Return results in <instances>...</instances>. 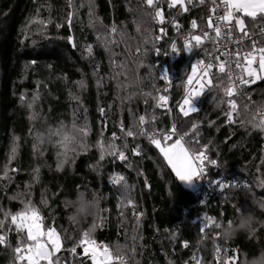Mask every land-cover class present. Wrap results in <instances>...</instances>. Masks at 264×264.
Segmentation results:
<instances>
[{"label": "trees", "instance_id": "1", "mask_svg": "<svg viewBox=\"0 0 264 264\" xmlns=\"http://www.w3.org/2000/svg\"><path fill=\"white\" fill-rule=\"evenodd\" d=\"M156 8L163 23L143 0H0V264H21L14 252L21 236L5 213L28 202L60 235V264H93L79 246L89 229L97 245L123 246L124 264H264V130L250 122L262 119L256 112L264 107V79L227 97V75L216 73L196 112L178 110L190 149L217 162L206 163L207 177L228 180L223 199L209 203L213 221L201 230L202 191L184 186L149 135L156 131L162 144L176 140L161 136L169 119L154 99L166 88L159 63L168 62L176 23L203 26L208 4L183 11L159 0ZM246 26L257 33L264 20L246 17ZM105 38L113 43L105 46ZM175 44L177 106L191 65L208 49L187 53L181 40ZM230 100L237 105L231 122ZM145 114L151 127L141 134ZM61 128L72 136L66 159L60 137H49ZM109 144L116 155L105 152L101 160L100 146ZM118 176L124 180L114 184Z\"/></svg>", "mask_w": 264, "mask_h": 264}, {"label": "snow or ice", "instance_id": "2", "mask_svg": "<svg viewBox=\"0 0 264 264\" xmlns=\"http://www.w3.org/2000/svg\"><path fill=\"white\" fill-rule=\"evenodd\" d=\"M71 3V0H69ZM147 6L155 8V13L153 19L157 20L159 23L164 22V14L161 10L156 8V4L159 0H143ZM193 0H187V4L191 5ZM200 4H204L205 0H199ZM213 8L212 13L215 14L218 9L223 8L222 16H215V26L213 24V17L208 18L207 27L213 28L215 33V38H221L225 43H232L237 45V49L234 51L225 50L220 53L225 59L220 61V56H215L216 61H220L218 65L209 62L205 63L203 60H198L196 63L191 65L190 73L187 75L186 80L183 82V87L185 89V96L182 102L179 104L180 111L184 116H188L190 113L197 111L195 106V99L199 98L205 91L206 88L211 89L213 86V80L216 79L215 75L212 74L211 69L214 66L218 67V71L221 74L226 72L227 67V78L228 85L224 88V95L227 97H232L234 94L240 93L243 86L254 83L255 80L264 79V46L258 47L255 41L250 45V50L245 51L244 41L250 39V33L248 27L246 26L244 17H249L251 20L255 21L257 17L264 20V0H220L217 4V0H211ZM177 4L181 5L183 11H188L189 9L185 7V0H168L169 8L175 7ZM72 14H69L68 22L71 23ZM44 23V21H40ZM59 27V25H57ZM191 27L195 29L197 23L195 20L191 22ZM163 32V29H161ZM112 33H116L117 29L115 26L111 29ZM236 35L235 39L234 34ZM123 36V34H121ZM261 35L264 36V28L261 29ZM209 38V33L203 31V35H190L186 38L184 43V50L187 52H192L193 47H199L204 39ZM71 39V38H69ZM195 42L193 45L192 42ZM113 43L109 38H105V46ZM173 53L177 52V46L175 43L171 45ZM219 49L214 48L213 51H218ZM88 54H92V48L89 46L87 48ZM158 52V50H157ZM234 65V68H233ZM253 65H258L253 67ZM163 80L168 81L171 84L170 73L167 69H164L163 74L160 77ZM219 87L220 85H216ZM167 88L164 89L167 92ZM23 99V97H21ZM35 99V97H34ZM157 99V107H166L168 97L166 95H160ZM231 111L228 113L229 121H232V115L236 112L237 105L234 100L229 101ZM32 108V103L27 105ZM103 112V109H101ZM238 114V113H237ZM259 122L255 120L250 121L253 123L254 127L264 130V110H261ZM154 119V117H153ZM145 123V117H139V124L143 125ZM195 127V126H193ZM141 134L145 133L144 129L140 128ZM175 133V128L172 129L171 133L163 135V141H168L171 139V135ZM133 131L129 130L127 132L128 136H132ZM56 135L60 137L59 146L63 150L60 154L67 158L70 151V144L72 143V136L64 128L58 129ZM187 135V134H185ZM151 143H153L164 156L168 165L175 172L178 179L185 184L191 186L195 184L196 181L200 180L205 173V161H208V157L205 151L200 150H190V148L185 146L184 136L176 139L172 144L164 143L162 145L161 139H157L155 135H149ZM83 147V145L81 146ZM101 148V160L104 159V154L107 152L110 155H116V146L114 144H109L107 149L100 146ZM13 155L16 153V147L12 148ZM139 155V153H136ZM120 160L126 159L123 151L118 154ZM212 165H216L215 160L208 161ZM4 175L7 176V169H5ZM124 180L123 176H118L113 178L114 184H120ZM211 183V181H210ZM218 186L221 188L227 185L223 182H218ZM126 187V185H125ZM131 203V201H129ZM11 217V224L16 226V231L20 234L21 238L14 249L16 254V260L20 261L21 264H60L59 257L56 253L60 251L62 247L61 237L57 231L52 227H45L43 217L40 215L39 209H37L30 202L26 203L24 208L15 213H5V218ZM211 222V221H209ZM206 224L202 222V228L206 227ZM5 224L3 220H0V228H4ZM95 228V225H93ZM6 242V237L0 235V244ZM79 246L83 247L84 252L88 254L89 258L92 260L93 264H124L122 257L113 256L112 251L106 246H99L96 244L95 240L92 238V229L83 233V236L79 242ZM187 247V244L184 245ZM70 251L75 254L76 247L70 249ZM219 254V249L217 250Z\"/></svg>", "mask_w": 264, "mask_h": 264}, {"label": "built area", "instance_id": "3", "mask_svg": "<svg viewBox=\"0 0 264 264\" xmlns=\"http://www.w3.org/2000/svg\"><path fill=\"white\" fill-rule=\"evenodd\" d=\"M194 2L199 3V0H193V3ZM219 3H220V0H217V4H219ZM204 4H208L207 22L202 26L201 24L197 23V21H196L197 27L195 29H193L191 27V22L192 21L189 22V24L187 26H185L184 24L176 23L177 33H176V36L172 39L171 44L169 46V51L166 54L167 57H168V62L165 63V64L159 63L160 77L163 74L164 69H167L169 71V73H170V79H171V84H169L168 81L162 79L164 81L165 86H166V88L168 90H167V92L164 91L160 95H166L168 97V101H167V106L166 107H158V108L169 119V128L164 133H161L162 134L161 135L162 139H163V135L164 134L171 133L172 129L175 128V133H173L171 135V139L172 138L179 139L181 136H184V141L183 142L185 143V146L188 147V148H190L189 139L184 134H182L179 131V129H178V110H180L179 104L182 102L183 99L179 102V104L177 106L173 105V103H172V88H173V80H174V77H175V72H174V69H173V61L177 57V54H178L179 51L177 50L176 53H173L172 49H171V45L173 43H176L177 40H181L182 43H183V47H184V43H185V40H186L187 37H189L190 35H203V31H207L209 33V38L203 40V43L201 44L202 46L201 45L199 47H195L194 46L192 52L198 51L201 47H203V48L206 47V49H208L206 51V55L203 56L202 58L198 59V60H203L205 63L212 62V63H214V65H218V63L220 61H223L225 59L223 56H220V53L222 51H225V50L234 51L238 47L237 45L232 44V43H227L226 46H225V43L222 41L221 38L213 39L215 37V33H214L213 28L207 27L208 18L210 16L213 17V24L215 26V23H216L215 16H222L223 15V8L221 7L220 9L217 10V12L215 14H213L212 11H211V9L213 8L211 0H205ZM155 22H158V21L155 20ZM262 28H264V26ZM261 29L257 33H255V31H253V30L248 29L249 33H250V39L244 41V44L247 46V47H245V51L250 50V45L254 41H255V43L257 44L258 47L263 46L262 38H264V36L261 35ZM236 35H239V34L238 33L234 34V37H233L234 39H235ZM192 43H193V45H195L194 41ZM214 48L219 49V50L218 51H213ZM192 52H190V53H192ZM187 53H189V52H187ZM215 56H220V61H216L214 59ZM254 66L258 68V65H254ZM233 68H234V65H233ZM211 72H212V74L219 73L218 67L214 66L211 69ZM226 73H227V67H226V72L224 74L227 75ZM254 83H249V84L243 86V88L241 89V92L237 93V94H242L246 86H250V85H252ZM184 96H185V89H184ZM256 113H257V116L259 117L260 116V114H259L260 113V109L259 110L257 109ZM144 117H145V123L142 125V128L145 129L146 127H151V121H150L148 115L145 114ZM153 133L156 134V131H154ZM171 139H169V140H171ZM205 154L207 155L208 161H209L208 154L207 153H205ZM208 161H205V166H206V163ZM206 172L207 171H206V168H205L204 176L199 180V184H198V189H200L202 191V193H203L204 205H205V209L200 211L199 219H198L199 222H203V224L207 225L206 227L203 228V230H206L208 225L213 221V217L211 216L210 209H209V203L211 201L212 202H215L217 200L221 201L223 199L224 195H225L224 190H225L226 187H224V188L219 187L218 186V182H223L224 184L228 185V180H226V179H221L220 181L219 180H215V179H212V180L209 179L207 177ZM210 181H211V183H210ZM209 221H211V222H209Z\"/></svg>", "mask_w": 264, "mask_h": 264}, {"label": "clouds", "instance_id": "4", "mask_svg": "<svg viewBox=\"0 0 264 264\" xmlns=\"http://www.w3.org/2000/svg\"><path fill=\"white\" fill-rule=\"evenodd\" d=\"M261 110H264V107H261L260 113H261ZM92 210H96L95 209V206L93 207V209H90V211H92ZM112 254H113V256L122 257L123 261L125 259V251H124L123 246H116V247H114L113 248V251H112Z\"/></svg>", "mask_w": 264, "mask_h": 264}, {"label": "rangeland", "instance_id": "5", "mask_svg": "<svg viewBox=\"0 0 264 264\" xmlns=\"http://www.w3.org/2000/svg\"><path fill=\"white\" fill-rule=\"evenodd\" d=\"M186 5H187V3H186V0H185V5H184V6L186 7ZM253 67H255V66L253 65ZM259 80H260V79H259ZM255 81H258V80H255ZM196 102H197V98H196L195 101H194L195 106H196ZM54 135L57 136V135H56V131H55V130H52V131H51V134H50L49 137H50V138H53ZM48 143H49V142H48ZM162 145H163V144H162ZM53 146H54V145H53ZM58 151H59V150H58ZM196 183H197V181L195 182V185H196ZM196 188H198V185L196 186Z\"/></svg>", "mask_w": 264, "mask_h": 264}, {"label": "crops", "instance_id": "6", "mask_svg": "<svg viewBox=\"0 0 264 264\" xmlns=\"http://www.w3.org/2000/svg\"><path fill=\"white\" fill-rule=\"evenodd\" d=\"M186 3H187V0H186ZM177 5H179V4H177ZM179 6H181V5H179ZM186 7H187V5H186ZM181 8H182V7H181ZM244 19H245V23H246V17H244ZM170 144H172V143H170ZM170 144H169V145H170ZM181 182H182V181H181ZM182 183L184 184L185 187H187V188H189V189H196V186L198 185V181H197L196 185L193 184V185H191V186L185 184L184 182H182Z\"/></svg>", "mask_w": 264, "mask_h": 264}, {"label": "water", "instance_id": "7", "mask_svg": "<svg viewBox=\"0 0 264 264\" xmlns=\"http://www.w3.org/2000/svg\"><path fill=\"white\" fill-rule=\"evenodd\" d=\"M161 29H163V28H161ZM161 29H160V32H161V33H163V32H164V30H163V32H162V31H161Z\"/></svg>", "mask_w": 264, "mask_h": 264}]
</instances>
